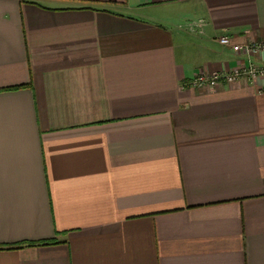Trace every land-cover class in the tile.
<instances>
[{"label":"crops","instance_id":"crops-1","mask_svg":"<svg viewBox=\"0 0 264 264\" xmlns=\"http://www.w3.org/2000/svg\"><path fill=\"white\" fill-rule=\"evenodd\" d=\"M260 42L264 0H0V264H264V77L188 85Z\"/></svg>","mask_w":264,"mask_h":264},{"label":"built area","instance_id":"built-area-1","mask_svg":"<svg viewBox=\"0 0 264 264\" xmlns=\"http://www.w3.org/2000/svg\"><path fill=\"white\" fill-rule=\"evenodd\" d=\"M219 42L228 45L230 44V39L228 37H222L219 39ZM236 49L243 50L249 55L258 52L264 53V43L260 42L236 46ZM260 77H264V66H258L251 62L250 64L239 65L224 72L213 74L200 72L188 82V85L192 88H207L213 90L222 82L232 83L241 78L256 79Z\"/></svg>","mask_w":264,"mask_h":264},{"label":"trees","instance_id":"trees-1","mask_svg":"<svg viewBox=\"0 0 264 264\" xmlns=\"http://www.w3.org/2000/svg\"><path fill=\"white\" fill-rule=\"evenodd\" d=\"M33 242H30V243H24V244H19V245H15V246H12V247H7V248H20V247H23L25 244H32ZM36 243H39V242H36ZM41 244H44L45 242L44 241H40ZM3 248H6V247H3Z\"/></svg>","mask_w":264,"mask_h":264}]
</instances>
